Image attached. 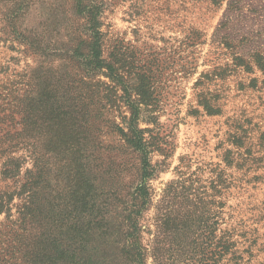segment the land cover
I'll list each match as a JSON object with an SVG mask.
<instances>
[{"label": "rangeland", "instance_id": "374dc122", "mask_svg": "<svg viewBox=\"0 0 264 264\" xmlns=\"http://www.w3.org/2000/svg\"><path fill=\"white\" fill-rule=\"evenodd\" d=\"M93 1L103 6L104 56L121 48L134 83L148 71L154 76L156 102L141 123L155 143L149 156L152 202L142 220L147 264H190L192 248L181 229L187 207L175 197L168 213L176 232L159 234L163 197L181 164L196 174L204 169V180L213 178L211 168L224 166L222 154L235 134L248 136L244 140L260 162L249 171L228 170L234 187L223 192L227 207L220 230L233 217L242 264H264V67L256 63L264 55V0H226L220 6L209 0ZM20 3L30 9L13 28L5 12L13 4L0 0V103L5 100L4 113L14 118L0 124V134L20 132L26 114L35 143L20 146L14 156L26 160L23 173L35 178L37 212L15 260L131 264L124 253L127 218L137 203L143 163L125 136L131 111L123 92L112 89L105 71L85 68L91 24L74 0ZM239 57L252 71L238 65ZM205 98L221 112L207 114ZM15 188L0 180V192ZM13 204L17 219L21 200ZM8 224L6 214L0 215V230L6 232ZM197 244L199 251L201 240Z\"/></svg>", "mask_w": 264, "mask_h": 264}, {"label": "trees", "instance_id": "16d2710c", "mask_svg": "<svg viewBox=\"0 0 264 264\" xmlns=\"http://www.w3.org/2000/svg\"><path fill=\"white\" fill-rule=\"evenodd\" d=\"M10 1L13 7L7 8L5 12L8 18H13L11 26L14 28L13 22L15 23L16 20L25 17L28 14L30 5L27 3L23 5L20 0ZM209 1L216 6H220L226 0ZM72 5H75L77 12L85 13L90 18L91 27L89 29L92 43L89 46V55L85 58V68L92 72L102 73V71H105L103 74L114 86L112 89L123 92L121 99L131 111V117L126 123L128 133L125 136L127 137V143L142 154L143 179L136 189L137 203L129 210L127 220L130 233L126 238L124 253L131 264H147L148 250L145 249L142 242L143 233L145 232L142 220L149 211L152 202L148 182L154 177V169L149 156L155 149V143L150 134L151 131L141 128V123L146 122L144 116L150 112L156 102L157 97L152 83L154 76L152 71H148L134 83L135 78H132L121 48H116L109 59L104 56L105 34L101 31V23L99 22L103 6L98 1L74 0ZM237 63L251 70V65L245 62L243 58H237ZM256 63L257 67H264V55H259ZM4 102L5 100L0 103V124L6 125L7 122L9 124L13 122L14 118L12 114L4 113V107L7 105ZM201 103L210 116L221 112L215 111L214 105L209 102L208 98L202 100ZM22 123L23 129L20 132L15 129L13 131L3 130L0 134V180L3 183L13 182L16 184L13 191L0 192V215L6 214L9 222L5 228L6 232L0 230V264H17L15 260L16 246L21 240L20 238L24 237L27 226L31 225L37 212V204L34 202V192L37 186L34 182L35 178L31 177L32 173L29 170H25L23 173L26 160H23V157L14 156L20 146L24 149L31 146L33 142L35 143L33 134L30 135L29 132V122L26 114ZM247 137L235 134L229 138L228 145L230 148H226L222 154L224 166L218 163L211 168L213 178L204 180V169L199 168L201 174H196L190 172L191 166L181 164L178 167V179L169 185V193L163 197V203H167V206H165L166 212H162L158 219L159 234H167L175 225L168 213V206L175 200V197L182 199V203L187 207H182V209L187 210L183 214L186 219L181 229L186 228L185 234H187L192 248L190 253L193 257L190 258V264L191 262L192 264H217L222 260L234 262V264L244 262V252L240 248L241 242L237 231L238 226L233 223V217L231 221L230 219L227 220V228L222 230H220L219 221L223 215L221 210L227 207L226 196L223 192L234 187V181L231 175H228V170L236 168L239 172H245L255 167V165L257 166L260 162L247 140H244ZM35 140L37 141V139ZM28 142L29 145H27ZM229 179H232V182ZM172 195L174 198H171L168 202L167 198ZM16 198L21 200V205L17 209V219L13 214L15 207L13 203ZM217 199L222 201L217 202ZM200 215L204 216L200 218ZM219 230L221 234H219ZM173 231L176 232L175 227ZM200 240L201 247L199 251H196L197 243ZM153 257L155 260L158 259L156 254H153Z\"/></svg>", "mask_w": 264, "mask_h": 264}]
</instances>
